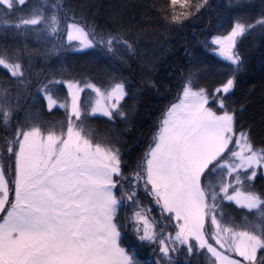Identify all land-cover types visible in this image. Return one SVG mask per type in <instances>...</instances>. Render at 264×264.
I'll list each match as a JSON object with an SVG mask.
<instances>
[{
  "label": "snow or ice",
  "instance_id": "6c2138e0",
  "mask_svg": "<svg viewBox=\"0 0 264 264\" xmlns=\"http://www.w3.org/2000/svg\"><path fill=\"white\" fill-rule=\"evenodd\" d=\"M170 3L171 12L113 4L101 20L95 0H41L26 12L28 0H0V264H141L129 250L137 244L151 249L153 264H264V188L255 187L264 181V138L245 123L247 104L233 99L247 68L239 41L252 36L264 51V8L246 19L245 0L224 5L236 12L228 30L200 42L229 65L227 79L209 89L197 53L186 39L171 40L211 0ZM71 53L88 58L80 79L33 75V56ZM169 53L176 62L167 64ZM56 84L71 98L59 104L67 117L59 128L41 120L45 101L49 110L57 103ZM86 89L94 104L82 101ZM153 96L171 99L149 138L141 108ZM97 113L107 118L102 135L89 124Z\"/></svg>",
  "mask_w": 264,
  "mask_h": 264
},
{
  "label": "trees",
  "instance_id": "16d2710c",
  "mask_svg": "<svg viewBox=\"0 0 264 264\" xmlns=\"http://www.w3.org/2000/svg\"><path fill=\"white\" fill-rule=\"evenodd\" d=\"M41 0H28V6L23 11L26 12L28 8L38 5ZM73 3L79 4L84 3L86 0H72ZM96 3L102 5L101 20L105 19L107 16V11L110 5L119 3L128 4H140L150 5L155 3L159 8H167L169 11L170 6H168L167 0H95ZM213 5L212 9L206 11L204 15L194 22H191L179 35H173L171 43L173 47L178 46L184 42L186 39L189 48L197 53L198 60L195 61L201 68V82L206 84L209 89H214L219 85L221 81L227 79L228 62L215 56L213 52L206 49L201 41L205 39H211V35H216L226 32L229 27L230 20L236 15L234 11H226L224 5L228 3V0H211ZM264 8V0H245V6L239 9V13L244 17L248 18L250 16L257 15L261 9ZM129 11H132L129 9ZM145 9H138L136 11L137 21H141V17L144 15ZM23 13L18 12L15 15H21ZM149 15H152V23L155 24V16L151 11ZM3 18L2 13H0V19ZM147 27V21H144ZM11 33H9V43H13L11 40ZM3 39V32H0V40ZM65 41V40H64ZM28 45L32 48H39L43 51V47L35 40L29 39L27 41ZM22 47L23 44L21 43ZM239 51L245 54L246 57V74L243 76V89L237 90L236 96L233 98L239 102L247 104V112L244 113L245 123L250 124L253 129V134L257 140L264 138V100L261 96V83L264 82V51L261 50L259 46L258 39H254L252 36H247L239 41ZM182 55V53H181ZM157 56L163 60L164 57L160 56V52H157ZM88 59L82 55L75 53L67 54L65 57L58 59L56 56H52L48 60H44L42 56H33L32 58V72L35 76L36 74H48L51 71L55 72V79L63 80L69 76L79 77V69L84 60ZM176 62V56L172 53L168 54L167 64H172ZM184 63L187 65V57L184 58ZM4 75V70L0 69V78ZM127 75V73H125ZM41 78L43 76L41 75ZM256 85L255 91H250V85ZM56 91L64 96L65 88L62 84H57ZM171 97L163 98L159 96L150 97L146 104L142 100L144 107L141 108V114L144 120L143 132L146 136L150 138V128L155 122L156 117L159 115V110L169 102ZM120 103H124L121 101ZM133 101L128 100V105H131ZM127 106V105H126ZM44 111V110H43ZM150 111L151 116L147 114ZM46 112V111H44ZM60 111L52 110L50 111L51 117L57 115ZM43 113V112H42ZM43 116L45 113L42 114ZM47 113V112H46ZM60 115V114H59ZM97 119L90 120L91 124L99 132L104 133L106 125L104 121L106 117H101L97 115ZM143 141L144 137H140ZM139 148V145H137ZM255 187L257 190L264 188V181L256 180ZM228 212L233 216H239V212H233L236 209L234 205L230 202L225 203ZM230 205V206H228ZM126 246H128L126 244ZM137 248V245L136 247ZM140 259L146 257L142 254H136Z\"/></svg>",
  "mask_w": 264,
  "mask_h": 264
},
{
  "label": "rangeland",
  "instance_id": "374dc122",
  "mask_svg": "<svg viewBox=\"0 0 264 264\" xmlns=\"http://www.w3.org/2000/svg\"><path fill=\"white\" fill-rule=\"evenodd\" d=\"M167 2H168V4H169L168 6H170L169 9L172 11V10H173V6L171 5L170 0H167ZM174 10H175L178 14L181 13V12H183V11H185V9L181 8L179 4H177V5L174 6ZM171 11H170V12H171ZM226 31H227V30H226ZM210 40H211V39H210ZM64 42L67 43L66 36H65V41H64ZM213 54H214L215 56H217V57H219V58H221V59L224 60V58L220 57L217 53H214V52H213ZM225 61H226V60H225ZM226 62H228V61H226ZM54 79H55V78H54ZM56 79H57V78H56ZM65 79H77V80H78V79H80V78H79V77L76 78V77H73V76H69V77H67V78H65ZM57 80H60V79H57ZM62 85H63L64 88H65V94H64V96H63V94L61 95L60 92L56 91V90H57V89H56L57 84L54 85V86H53V89H52V92H53L54 99L57 100V103H56V105L53 106V108H52L51 110H49V109L47 108V102L45 101V103H44V111H46L47 113L43 111V113H45V114H44L43 116H41V120H42V121H44V122H46V123L54 124V125L57 126V128H59L61 122H65V123H66V119H67V117H66V113H65L64 109H63V108H60V107H59V104L65 102L66 99H67L69 105H70V103H71V98H70L69 95H68V88H67V86H66V84H62ZM81 86H82V85H81ZM81 99H82V101H86L87 104L91 105V104H94V103H95L96 96H95L94 93H91V90H90V89H86L84 92L81 93ZM30 102H31V99H30V97H27V96H25V97L21 100V103L24 105V107H27V106L29 105ZM101 103H103V101H101ZM55 109H56L57 111H60V112H59L57 115H55V116L53 115V117H51V115H50V111L55 110ZM89 110H90V109H89ZM43 113H42V114H43ZM59 114H60V115H59ZM96 115H100V114L97 113ZM89 124H90L91 127L94 128V126L91 124V122H89ZM95 129H96V128H95ZM96 131H97V133H98L99 135L104 134V133L99 132L97 129H96ZM226 202H228V201H225L224 203H226ZM232 205H234L235 207H237L235 204H232ZM245 211H247V210H245ZM225 212L227 213L228 216H230V217H234V218H235V219H234V222H235L236 225H241V224H243L244 219H243V214H242V213H240L239 216H236V217H235V216H233L230 212H228V210H227L226 207H225ZM238 230H243V229H242V228H238ZM132 239L134 240V237H133ZM125 246H126V245H125ZM126 247H127V246H126ZM129 250L132 251V252H134L135 254L140 253V254H142V256L146 257V258H144V259H140V258L136 255V258L141 262V264H153V262L155 261V256L152 254L151 249H150L149 247H147V246L140 247V246L137 244V248H135V247H134V248H129Z\"/></svg>",
  "mask_w": 264,
  "mask_h": 264
},
{
  "label": "bare ground",
  "instance_id": "6f19581e",
  "mask_svg": "<svg viewBox=\"0 0 264 264\" xmlns=\"http://www.w3.org/2000/svg\"><path fill=\"white\" fill-rule=\"evenodd\" d=\"M212 52V51H211Z\"/></svg>",
  "mask_w": 264,
  "mask_h": 264
}]
</instances>
